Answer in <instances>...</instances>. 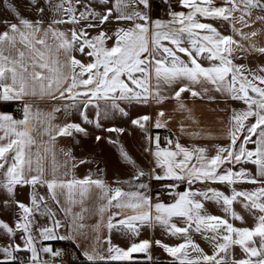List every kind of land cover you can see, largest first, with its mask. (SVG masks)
I'll list each match as a JSON object with an SVG mask.
<instances>
[{
	"label": "snow or ice",
	"instance_id": "obj_1",
	"mask_svg": "<svg viewBox=\"0 0 264 264\" xmlns=\"http://www.w3.org/2000/svg\"><path fill=\"white\" fill-rule=\"evenodd\" d=\"M164 2L167 20L152 19L151 0H12L0 4L8 13L0 14V104L19 102L22 111V118L6 108L0 111V212L10 217L15 213L14 223L0 219V264H49L41 253L61 255L48 246L38 248V239H88L85 214L93 210L86 203L93 199L101 202L95 209L101 223L90 229L94 233L108 213V230L119 226L138 237L141 227L159 226L182 242L169 245L145 239L125 249L109 239L105 256L97 250L101 240L96 235L95 243L84 252L92 264H135L136 254L153 261L154 245L172 258L170 264H264V62L254 67L237 62L264 61V45L255 39L264 34V28L244 32L236 27L239 23L251 28L254 10L264 13V0ZM255 21L264 25V15ZM114 22L117 27L109 28ZM217 22L230 24L233 34H223ZM173 86L176 100L183 93L202 97L214 91L243 107L232 110L229 143L216 146L213 155L206 148H189L172 140L167 141L168 147H161L160 137H155V150L146 151H151L162 174L153 169L151 175L156 181L170 182L164 187L171 203L153 202L139 190L113 188L91 174L77 178L74 169L88 161H77L71 149H58L57 143L58 138L88 136L83 125L102 128L98 119L89 118L90 107L99 110L103 101L105 107L127 116L117 101L147 103L153 97L161 102L163 89ZM36 101L59 103L44 111ZM73 109L82 123H54L56 113L71 115ZM149 120L141 116L131 123L147 131ZM154 126L164 124L157 120ZM106 131L122 134L124 129ZM101 139L95 137L97 142ZM109 142L119 144L118 140ZM119 153L135 167L122 145ZM145 175L137 169L134 179L140 181ZM197 182L203 187L193 188ZM184 183L188 190L171 191ZM210 183L230 187V194ZM135 187L147 189L148 185L140 182ZM23 188L31 190L27 204L17 199ZM39 189H45L46 195ZM205 202L219 205L225 215L210 214ZM53 203L71 217L68 234L58 231L63 224L56 219ZM77 205L79 210L73 211ZM113 208L120 213L109 212ZM37 213L51 220V226H39ZM121 213L123 218L115 220ZM246 216L252 219L251 226ZM195 234L211 246L210 254L196 242Z\"/></svg>",
	"mask_w": 264,
	"mask_h": 264
},
{
	"label": "crops",
	"instance_id": "obj_2",
	"mask_svg": "<svg viewBox=\"0 0 264 264\" xmlns=\"http://www.w3.org/2000/svg\"><path fill=\"white\" fill-rule=\"evenodd\" d=\"M152 2V1H151ZM174 3L175 0H172ZM222 0H217V3H221ZM176 10H181L178 6ZM150 16L153 20H167L168 17V5L157 4L152 2V7L149 11ZM237 17L241 15L240 12L235 13ZM264 15L259 9L254 10L252 20L249 23L252 25L251 28H244L241 24L236 23L237 28H242L244 32H250L252 30L260 31L264 28L259 21H255V17ZM255 21V22H253ZM123 26V25H121ZM219 30L226 35H232V26L227 22H217ZM109 28L115 29L117 25L114 23L108 25ZM236 39H240L239 36H235ZM258 45H264V34L255 38ZM111 43V42H109ZM247 47V45H245ZM83 59V57H78ZM243 63L249 67H254L257 64L264 62L260 58H254L251 61L249 59H241L237 61ZM207 63V62H206ZM176 86L173 88L165 87L162 91V96L165 97L161 102H157L155 98L149 97L147 103H141L137 101H117L120 107L128 113L127 116L122 115L118 110L111 107H105L103 101L100 102V109L90 107L87 112L90 119L99 120L102 128L97 129L94 125H83L87 128L89 135L83 136L77 134L73 138H58L57 148L71 149L76 160H87L85 164H80L74 169L77 178H83L86 175L91 174L93 178H99L106 182L111 187H122L125 191L139 190L145 192L147 195L153 198V202L157 199L166 203H171V199H165L161 195L163 194L165 184L170 183L169 181H156L152 178L153 169L156 172L162 174V170L155 167L154 157L151 155V151L155 150V137H160V132L156 128L155 122L160 120L164 126L161 127L169 131L173 136V142H179L185 147H203L208 150L209 155L215 154L216 146H226L229 143L228 139V127L229 117L233 109L239 110L243 107L241 102L232 101L226 98L221 93L209 92L203 94L202 97H192L190 93H183L180 100H176L174 96ZM212 97V98H210ZM14 102L8 105L0 104V111L5 108L12 112V105ZM40 109L44 111L51 110V105L59 102L49 101H36L35 102ZM110 103V102H109ZM183 104L184 108L181 109L180 105ZM97 111L100 115L97 116ZM163 112L164 116H159V113ZM13 113V112H12ZM106 113V114H105ZM15 116V115H14ZM141 116H149L150 120L146 124L147 131L140 129L131 123L132 120L138 119ZM16 118H22L21 116H15ZM56 120L54 123L61 124L66 121H72L76 123H82L79 116V112L75 109L71 111V115H65L63 112L56 113ZM108 128H122L124 132L122 134L109 133L106 131ZM96 136H101L99 142L95 140ZM110 140H118L119 144H112ZM122 145L124 150L128 152L129 156L135 162V167L124 161L119 153V146ZM161 145V144H160ZM161 147H168V144L161 145ZM251 147V145H250ZM150 149L151 151H146ZM62 158V157H61ZM137 169L143 170L146 175L140 178V181L134 179L137 174ZM128 182V183H126ZM144 182L148 185L147 189H137L136 184ZM210 187H215L217 190L225 191L226 194H230V187L220 184H209ZM193 188L200 189L203 187L202 184L197 182L192 186ZM242 188L251 189L252 185H241ZM189 186L187 183L179 184L174 189L175 192L188 190ZM30 189L23 188L18 191L17 199L25 202H29ZM42 195H46L45 189H39ZM101 202L97 199H93L86 203V207H89L93 211L91 214H85V221L89 228L88 239L80 238L78 241L69 240H51L43 241L38 239L37 247L48 246L53 251L59 250L60 256H53L51 253H41V259L48 261L49 264H70L69 260L63 257V249L66 243H71L76 249L77 255L80 259L86 261V264H92L89 262L84 252L89 250L90 246L95 243L93 237L98 235L100 237V244L98 251L107 256V241L110 239L111 244L119 246L121 248H127L132 242H139L140 240H162L164 243L169 245H175L181 243L182 240L177 237H171L164 233L159 227H141L140 235L133 237L127 234L119 226L115 229L108 230L106 227L105 214L104 221L98 233L90 231V229L97 223H101L100 215L95 211ZM206 209L210 214L214 215H225L219 205L213 202H205ZM53 210L56 211V219L61 220L63 227L58 231L60 234H68L71 231V217H66L65 214L59 211V206L54 203L51 205ZM79 210V206H74L73 211ZM237 210L240 208L237 206ZM109 212L115 214L120 213L119 209H110ZM243 214V213H242ZM123 218V214L115 216V220ZM0 219H4L7 222H15V213L11 214V217L4 212H0ZM247 224L251 226L252 219L247 217ZM36 221L39 226H51V220L46 216H41L39 213L36 214ZM115 222V221H114ZM240 224L239 221L236 222ZM197 243L209 254L211 253V246L200 238L198 234L193 237ZM19 242V241H18ZM81 245H83L81 247ZM153 261H147L143 254H136L137 259L135 264H170L171 257L167 255L161 248L155 245L151 249ZM22 258H25V254H20ZM30 255V254H29ZM98 264H118V262L99 261Z\"/></svg>",
	"mask_w": 264,
	"mask_h": 264
},
{
	"label": "built area",
	"instance_id": "obj_3",
	"mask_svg": "<svg viewBox=\"0 0 264 264\" xmlns=\"http://www.w3.org/2000/svg\"><path fill=\"white\" fill-rule=\"evenodd\" d=\"M152 2H155L157 4H163L164 0H151ZM12 112L15 116H21L22 115V111H21V104L19 102H14L12 105ZM168 140H172L173 141V136L172 134H168L167 136V141ZM167 144V143H166ZM173 193H175L174 189L171 190ZM169 190L165 189L163 194L161 195L162 197H164L165 199H171V196L168 195ZM63 257L66 260H74L76 259L77 256V252L76 249L74 248V246L71 243H66L63 249Z\"/></svg>",
	"mask_w": 264,
	"mask_h": 264
},
{
	"label": "trees",
	"instance_id": "obj_4",
	"mask_svg": "<svg viewBox=\"0 0 264 264\" xmlns=\"http://www.w3.org/2000/svg\"><path fill=\"white\" fill-rule=\"evenodd\" d=\"M158 130L160 132V144L165 145L167 143V136L168 134H170V132L163 128H160ZM70 264H86V261L77 257L74 260H70Z\"/></svg>",
	"mask_w": 264,
	"mask_h": 264
},
{
	"label": "rangeland",
	"instance_id": "obj_5",
	"mask_svg": "<svg viewBox=\"0 0 264 264\" xmlns=\"http://www.w3.org/2000/svg\"><path fill=\"white\" fill-rule=\"evenodd\" d=\"M12 0H0V4H7V3H11ZM20 11H22L25 15H28V12L21 8ZM0 14H2L3 16H8V13L6 11H3L2 8H0Z\"/></svg>",
	"mask_w": 264,
	"mask_h": 264
}]
</instances>
